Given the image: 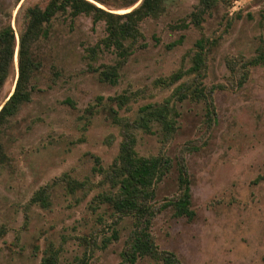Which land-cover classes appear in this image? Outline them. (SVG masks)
I'll return each mask as SVG.
<instances>
[{"label": "rangeland", "instance_id": "1", "mask_svg": "<svg viewBox=\"0 0 264 264\" xmlns=\"http://www.w3.org/2000/svg\"><path fill=\"white\" fill-rule=\"evenodd\" d=\"M49 1L0 0V30L11 24L17 38L0 107L16 86L20 34L30 10ZM142 2L102 6L125 13ZM45 29L32 48V100L0 129V264H40L49 244L62 249L61 264H73L87 248L90 264H119L133 220L125 218L120 238L104 246L102 239L112 233L111 212L105 205L95 212L89 204L102 189L95 157L105 166L112 163L122 128L101 109L88 117L86 108L100 95L126 92L131 99L120 114L132 120L142 105L163 103L180 84L193 82L202 83L212 102L173 98L180 114L166 140L156 127L158 133L137 131L141 154L173 161L156 183L157 204L180 197L182 166L190 179L194 215H178L174 205L160 211L152 225L155 243L181 264H264V62L252 63L264 54V0H219L205 11L200 0H166L163 12L140 21L141 36L127 53L104 46L107 22L93 15L59 12ZM201 37L208 40L202 75L169 87L155 83L191 67ZM117 64L116 81L105 79L103 73ZM65 173L89 177L92 189L70 194L61 181L51 189L49 207L31 204L39 188ZM84 234L98 237V244L91 238L87 244ZM138 264L164 262L148 255Z\"/></svg>", "mask_w": 264, "mask_h": 264}, {"label": "trees", "instance_id": "2", "mask_svg": "<svg viewBox=\"0 0 264 264\" xmlns=\"http://www.w3.org/2000/svg\"><path fill=\"white\" fill-rule=\"evenodd\" d=\"M139 0H50L44 9L35 7L30 10V18L27 28L21 32L19 41V76L14 91L0 108V129L11 117L16 115L21 106L32 100L33 90L31 78L36 67L33 56V44L42 35L46 34L45 24L51 22L53 17L59 12L70 11L72 16L79 14L93 15L94 20H106L108 36L103 40L106 48L113 45L118 46L123 52L128 49L141 36L139 23L149 16H157L163 12L166 0H143L136 8L125 12L117 13L106 9L102 5L114 6L116 8H128L134 6ZM227 1V0H224ZM203 11L215 6L219 0H200ZM101 4V5H100ZM203 21V18H202ZM202 21L197 19V26H201ZM187 26V24L185 25ZM208 40L201 37L196 43L197 49L192 57L191 67L180 68L166 77H159L155 83L166 87L173 86L182 81L186 76L197 74L198 77L206 66V43ZM172 43L171 45L178 44ZM17 38L12 25H7L0 30V90L6 83L7 78L14 66L15 49ZM129 47V48H128ZM264 54H260L253 64L263 63ZM119 65L112 66L103 73L105 79L116 81L118 77L117 69ZM184 85V86H182ZM174 92V97L167 98L163 103H148L142 105L135 119L127 120L121 116L120 110L124 108L131 99V95L126 92L117 95L97 97L96 103L86 108L87 116L92 117L99 109L107 113V117L114 123L121 126L122 140L119 151L112 163L108 166L102 164L100 157H95L93 171L100 174L101 178L97 182L101 191L94 194L89 206L95 212L104 207L111 212L113 221L107 226L112 230L111 235L104 236L103 245L107 246L112 240L120 238L118 225L127 217L133 220V226L126 239V247L122 251V261L119 264H138V260L144 256H152L162 260L164 264H181L180 259L172 251L159 250L152 233V225L155 216L167 208L174 205L178 215L193 216L191 208L192 195L190 191V179L184 166L180 168L179 180L181 195L176 200H168L162 204L156 203L157 192L156 183L170 169L172 158L165 154L143 155L137 149V131L143 130L150 133H158L154 130L160 129L164 140L174 132L176 120L180 112L177 109L173 98L183 101L191 99H210V94L203 87L201 82L184 83ZM212 106V105H211ZM210 106V107H211ZM3 145L0 143V160L4 158ZM65 182L70 194L77 195L79 191L86 194L93 187V182L89 177L85 179L73 178L65 173L51 184L39 188L31 198V204H41L44 207L51 205V189L54 185ZM80 201V199H78ZM100 216V221L104 219ZM91 238L92 244H98V237H91L84 234L82 239L87 242ZM91 252L93 247H91ZM62 249L49 244L44 250L40 264H61ZM73 264H90V252L88 248L83 256L77 257Z\"/></svg>", "mask_w": 264, "mask_h": 264}, {"label": "water", "instance_id": "3", "mask_svg": "<svg viewBox=\"0 0 264 264\" xmlns=\"http://www.w3.org/2000/svg\"><path fill=\"white\" fill-rule=\"evenodd\" d=\"M1 108V107H0Z\"/></svg>", "mask_w": 264, "mask_h": 264}]
</instances>
